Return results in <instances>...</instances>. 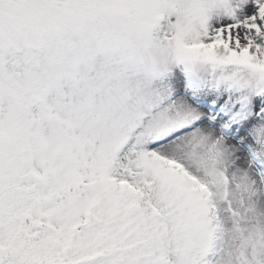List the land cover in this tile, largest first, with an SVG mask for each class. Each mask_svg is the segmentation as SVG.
I'll return each instance as SVG.
<instances>
[{"label":"snow or ice","instance_id":"snow-or-ice-1","mask_svg":"<svg viewBox=\"0 0 264 264\" xmlns=\"http://www.w3.org/2000/svg\"><path fill=\"white\" fill-rule=\"evenodd\" d=\"M0 264H264V0H0Z\"/></svg>","mask_w":264,"mask_h":264}]
</instances>
